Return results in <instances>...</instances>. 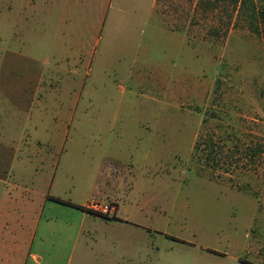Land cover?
<instances>
[{"label": "rangeland", "instance_id": "1", "mask_svg": "<svg viewBox=\"0 0 264 264\" xmlns=\"http://www.w3.org/2000/svg\"><path fill=\"white\" fill-rule=\"evenodd\" d=\"M7 1L0 0V130L22 123L16 85L26 66H45L51 42L6 22ZM182 7L183 45L158 38L156 82L137 87L93 71L75 105L61 102L60 116L48 107L27 124L81 148L92 129L134 128L142 138L137 160L147 154L150 162L140 164L132 201L87 216L96 230H77L74 244L73 236L50 247L57 264L80 249L99 255L100 240L109 241L102 249L110 264H264V0H183ZM86 149L74 161L87 159L93 148ZM83 239L94 241L86 247Z\"/></svg>", "mask_w": 264, "mask_h": 264}, {"label": "crops", "instance_id": "2", "mask_svg": "<svg viewBox=\"0 0 264 264\" xmlns=\"http://www.w3.org/2000/svg\"><path fill=\"white\" fill-rule=\"evenodd\" d=\"M182 2L7 1L6 22L20 23L29 37L51 42L45 66L36 72L32 65L26 66L27 78L16 85L21 88V97H17L21 106L15 102L13 107L15 118L20 114L22 123L11 122L0 130V264H57L50 247L65 245L73 236L74 244L77 230H96L85 220L100 216L87 213L84 204L92 199L114 202L117 212L120 202L132 201L140 164L147 167L150 163L147 154L142 162L137 160L142 139L139 130L92 129L86 133L90 142L81 148L42 137L38 123L31 122L29 130L27 124L41 118L48 107L60 116L61 102L75 105L88 80L93 79V71L106 77L119 74L124 81L137 82V87L141 81L147 86L156 82L157 59L152 61L151 56L157 53L158 38L177 49L183 45L184 36L178 29ZM11 28L13 33L20 29ZM86 98L89 100L88 95ZM88 147L93 148L89 157L74 161L76 154L90 151ZM60 156L65 158L60 160ZM92 241L83 239L81 244L90 247ZM108 242H97L99 255L88 258L80 249L66 264H110L108 252L102 249Z\"/></svg>", "mask_w": 264, "mask_h": 264}, {"label": "built area", "instance_id": "3", "mask_svg": "<svg viewBox=\"0 0 264 264\" xmlns=\"http://www.w3.org/2000/svg\"><path fill=\"white\" fill-rule=\"evenodd\" d=\"M82 208L89 214L98 215L105 214L110 215L115 210V203L109 202V203H102L95 199H92L88 201L86 204L82 206Z\"/></svg>", "mask_w": 264, "mask_h": 264}, {"label": "trees", "instance_id": "4", "mask_svg": "<svg viewBox=\"0 0 264 264\" xmlns=\"http://www.w3.org/2000/svg\"><path fill=\"white\" fill-rule=\"evenodd\" d=\"M59 201L63 202V203H69L68 201L66 200H62V199H58Z\"/></svg>", "mask_w": 264, "mask_h": 264}]
</instances>
